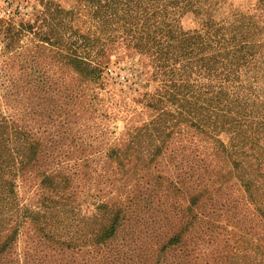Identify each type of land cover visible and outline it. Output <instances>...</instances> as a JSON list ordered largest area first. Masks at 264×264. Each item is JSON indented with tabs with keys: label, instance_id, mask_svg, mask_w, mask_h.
<instances>
[{
	"label": "trees",
	"instance_id": "16d2710c",
	"mask_svg": "<svg viewBox=\"0 0 264 264\" xmlns=\"http://www.w3.org/2000/svg\"><path fill=\"white\" fill-rule=\"evenodd\" d=\"M74 1L0 19V264H264V144L216 106L224 65L264 75V26L217 49L178 31L200 0ZM121 61L149 67L124 101Z\"/></svg>",
	"mask_w": 264,
	"mask_h": 264
},
{
	"label": "rangeland",
	"instance_id": "374dc122",
	"mask_svg": "<svg viewBox=\"0 0 264 264\" xmlns=\"http://www.w3.org/2000/svg\"><path fill=\"white\" fill-rule=\"evenodd\" d=\"M62 4L71 8L74 0H59ZM43 0H0V19L6 18L10 13L16 12L17 21H32L35 13L41 11ZM242 14L252 15L253 19L264 26V0H200L195 6L179 14L178 31L189 33L199 31L205 38L212 41L217 49L237 45L235 38L227 30L231 28L227 24ZM12 18V17H11ZM245 24L248 18L240 19ZM264 40V35L258 37ZM123 49L116 48L112 56L113 62ZM135 55V54H134ZM112 64V63H111ZM112 74L116 79L104 80L103 93L114 96L118 100H128L137 97L146 87L142 82L148 78L143 75L148 73L149 67L141 69L137 63L117 62L111 65ZM127 80V78H131ZM225 81L217 84L216 106L232 113L242 115L246 124L259 135L264 144V75L255 78L246 75L244 70L235 64L224 65ZM153 86L149 87V89ZM131 89V90H130ZM116 130L123 129L121 120L115 123ZM226 140V137H224Z\"/></svg>",
	"mask_w": 264,
	"mask_h": 264
}]
</instances>
